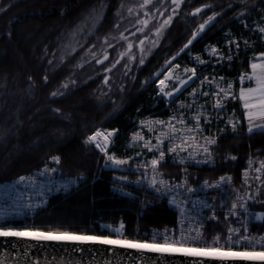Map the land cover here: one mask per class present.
Returning a JSON list of instances; mask_svg holds the SVG:
<instances>
[{"label":"trees","instance_id":"obj_1","mask_svg":"<svg viewBox=\"0 0 264 264\" xmlns=\"http://www.w3.org/2000/svg\"><path fill=\"white\" fill-rule=\"evenodd\" d=\"M197 8L200 12L194 11ZM213 13L214 19L188 44L193 31ZM146 14L171 20L149 56L130 59L124 49L131 41L137 52L135 42L145 36L136 15ZM84 15L95 17L93 30L72 43L73 51L63 52ZM259 22H264V0H179V7L172 0H0V182L39 169L56 155L61 174L77 177L80 185L67 195L50 197L49 207L33 217L37 229L105 235L94 227L96 220L121 216L125 236L141 240L150 227L173 224L175 212L162 201L148 204L149 193L138 188L132 197H124L111 185L113 171L143 173L138 161H146L148 154H117L131 160L101 168V154L84 138L97 127H117L125 133L136 114L153 108L154 82L162 66L189 62L190 53L220 43L227 32H242L246 41L221 69L227 75L249 71L250 60L264 52V34L252 28ZM147 37L155 38L153 33ZM104 52L107 58L99 65L94 58ZM227 106L238 112L235 100ZM217 130L211 165L184 166L165 159L156 171L192 184L229 173L238 185L249 160L264 163V129L249 133L240 117L235 129ZM250 206L264 210V199ZM223 227L222 217L208 220L207 241L221 235ZM250 229L264 232V219L253 218Z\"/></svg>","mask_w":264,"mask_h":264},{"label":"built area","instance_id":"obj_2","mask_svg":"<svg viewBox=\"0 0 264 264\" xmlns=\"http://www.w3.org/2000/svg\"><path fill=\"white\" fill-rule=\"evenodd\" d=\"M242 34L241 32L236 36L228 33L222 44L207 46L203 54H196L195 57L198 59L196 64L191 63L180 66L178 63H175L176 69L173 66L171 67V76L174 77L177 72V80L175 82L165 80L163 87L161 89L157 88V101L154 107L147 112L136 114L125 133H121L117 127L109 129L99 127L89 132L86 137L97 129L112 132L111 143L108 146L110 154L114 150L120 153L138 150L147 151L155 158H159L160 152L163 151L165 153L164 159L172 160L180 165L202 166L212 164V152L216 143L210 146V156L205 154L202 149L190 155L193 152L191 147L178 148L175 152H169L168 148L172 144L179 145L181 139L184 138H187L189 144H204L205 137L216 138L217 128L220 126L218 123L219 117L226 120L225 125L232 126L230 121L237 124L238 119L235 111L228 109L226 106V101L233 98H225L222 101L221 110L214 107L216 97L212 93L218 92L220 88H227L228 83L231 82V91L236 94L235 85H241L248 81L244 80L241 82L240 80L241 73L244 72L228 76L221 71V67L225 65L224 63L237 51L236 40H240L241 44L246 41L245 38L243 39ZM213 47L216 48V53L212 52ZM193 68L196 69L195 76L192 75L191 71H186V69ZM205 77H207V80H205ZM180 80H184L185 83L180 84ZM177 85H179L178 90L173 91V88ZM193 89L196 91L193 92ZM165 92H169L171 95H165ZM158 99H161V101H158ZM197 114L201 116L199 121L200 128L189 132L188 129L196 128L197 120L195 117ZM181 120L184 121L183 124L180 123ZM159 121H163L164 123H158ZM168 125L174 126L177 131L173 133L167 127ZM162 133H167V135H162ZM134 135H138L142 139L134 140ZM192 137H195L194 141ZM158 139L159 144L157 145ZM97 151L103 156L101 164L103 165L106 159L103 153L98 149ZM51 157L48 158L46 164L40 169L23 175L27 178L25 181L21 182L19 177H17L0 183V225L34 229V215L49 207L51 196H64L79 187L80 180L76 177L62 175L59 163L53 161ZM261 165L262 162L256 160L241 169L239 177L241 189H238V186L234 185L233 177L228 173L220 174L214 178H204L195 184L187 182L184 177L175 179L160 176L156 180V187L161 188L160 192H157L151 183L146 185L144 183L145 179L139 175L131 177L126 173L114 172L111 175L110 182L114 192L118 195L132 197L134 195L133 190L138 188L142 193H149L150 199L148 204L162 201L174 210L175 221L173 224L164 227H150L145 232L144 239L151 240L154 232L162 235L165 229H167V234L170 237L174 236L177 239L181 235V230L191 236L197 235V230H199L201 240L196 242V246L199 247L208 244L204 236L206 222L208 220L217 221L220 217L228 221L232 216L229 210L232 208L233 202L238 197H245L247 213L243 209L238 210V214L243 215L242 218L237 219L235 222H230L226 226L225 231L220 236V244L225 243L230 235L228 229L233 228L239 229V232L231 233L233 242L239 241L241 234L252 238L250 241L234 243L236 250H243L244 247L260 250L262 245L257 244V240L264 236V234L249 231L247 219L248 214H255L260 210L250 208L247 197L253 193L252 190H255L260 185L262 171L257 172L256 169L261 168ZM49 169L54 171H49ZM246 169L248 173L247 182H245ZM258 176L261 180L256 179ZM122 177H126V179H121ZM221 177H230L231 179L221 181ZM33 180L35 183L32 182ZM161 180L164 181L163 185L160 184ZM205 181L208 183L205 184ZM69 182L72 183L69 184ZM66 184L69 185L67 188L64 187ZM208 185H212V187ZM188 188H192L193 191L188 192ZM219 194H224V196L219 197ZM170 201H176V203H170ZM181 209H183V213ZM121 223L124 224L123 235L125 236V223L121 216H117L116 218H98L94 227L101 232L107 233V235L115 237L118 235L115 229ZM245 228L248 229L247 232L244 231ZM157 238L160 239L161 237L158 236Z\"/></svg>","mask_w":264,"mask_h":264},{"label":"snow or ice","instance_id":"obj_3","mask_svg":"<svg viewBox=\"0 0 264 264\" xmlns=\"http://www.w3.org/2000/svg\"><path fill=\"white\" fill-rule=\"evenodd\" d=\"M147 3L148 0H145ZM173 3L179 7V0H173ZM195 12H200V9L197 8L194 10ZM216 16V13H213L212 16H209L204 23L198 26L197 31H193L192 39H189L188 44L192 43V40L195 39L198 35V32H202L205 28V25L209 23V21L213 20ZM171 20V17L168 18V23ZM146 24L147 21H144ZM159 31V29L157 30ZM261 33H264V27L259 29ZM188 44L184 47L187 48ZM183 50V49H182ZM216 48H212V52L216 53ZM99 63V61H98ZM143 63V60H141ZM249 68L251 71L241 73L240 80L243 82L244 80H248L252 86L250 87H241L239 90V99L242 102V106L245 109V116L248 118L249 127L248 132L252 133L255 129L262 128L264 129V124L257 125L253 122L254 118L259 117L261 120H264V52H259L256 56L250 60ZM186 71H191L192 75H196V69H186ZM47 79V78H46ZM107 79V78H106ZM191 79V77H189ZM223 79V78H221ZM207 80V77H205ZM163 83V82H162ZM180 84H184V80H180ZM203 83V82H202ZM179 85L173 88V91H177ZM232 84L228 83L227 88H220L218 92L212 93L216 97V102L214 107L222 110V101L227 97H231L235 99V93L231 91ZM163 90V89H162ZM196 90L193 89V92ZM55 95V93H53ZM165 95H171L169 92H165ZM207 95V94H206ZM58 111V110H57ZM195 119L197 120L195 129H188L189 132L196 131L200 128V119L201 116L199 114L196 115ZM142 123H144L142 121ZM158 123L163 124V121H159ZM180 123H184L183 120ZM232 123L233 129L236 128V123L230 121ZM167 127L175 133L177 130L174 126L168 125ZM115 131V130H113ZM162 135H167V133H162ZM112 132L102 131L97 129L95 132L91 133L85 138V144H93L95 148H97L101 153H103L106 161H110L112 165H123L127 163L126 160L118 158L114 153L110 154L108 150V146L111 143ZM133 139H142L138 135H134ZM192 140H195V137H192ZM215 137H205L204 144H189L187 142V138L181 139L179 145L172 144L169 148V152H175L178 148H189L193 149V152L190 155L194 154L197 150L202 149L203 152L207 155H211L210 146L216 143ZM159 144V139L157 145ZM165 153L163 151L160 152L159 158H153L151 161V165L153 167V171L156 170L157 166L164 159ZM51 159L57 163L60 162L59 156H52ZM235 159V157H233ZM251 164V162H249ZM264 170V163H262L261 168H257V172H261ZM49 171H54L49 169ZM247 169L245 170V182H247ZM27 178L24 176H20L19 180L21 182L25 181ZM121 179H126V177H122ZM225 179H231L230 177H221L220 180L224 181ZM257 180H261L258 176ZM35 183V181H32ZM72 182H69V184ZM208 182L205 181V184ZM261 183L264 184V180H261ZM151 184L155 187L157 192L161 191L160 187H156L157 181L155 177L152 179ZM160 184L163 185L164 181L161 180ZM69 185H64L67 188ZM212 187V185H208ZM122 191V189H121ZM188 192H192V188L187 189ZM261 190L258 189L257 192ZM254 196H248L247 200L254 199ZM170 203H176V201H170ZM243 209L245 213H247L246 207V199L245 197H238L236 201L233 202L232 208L229 210L230 214L235 216L238 214V210ZM183 213V209H181ZM256 219H264V214H256ZM124 224L121 223L118 228L115 229V232L118 234L113 237L112 235H89V234H77L68 231H41L39 229H28V228H18L0 225V237H18V238H30L35 240H54V241H76L80 243L84 242H94L100 243L104 245H114V246H122L126 248L138 249L143 251H150L161 254H182L188 257H199L204 258L202 264H209V262H219V264H228L230 261H250V262H264V236H262L259 240H257V244H261L262 247L260 250L256 248L249 249L248 247H244L243 250H236L234 247V243H239L240 241H250L252 238L249 236H245L243 234L240 235L239 241L233 242L231 233L239 232V229L229 228V236L224 244H220L221 237L218 235L213 238L211 244H206L203 247L196 246V242L201 240V234L199 230H197V235L191 236L185 234L183 230H181V235L177 239L174 236L170 237L167 234V229L161 235L160 233L154 232L152 235V239H144V240H134L128 239L123 235ZM245 232L248 231L247 228L244 229ZM161 238L158 239L157 237Z\"/></svg>","mask_w":264,"mask_h":264},{"label":"water","instance_id":"obj_4","mask_svg":"<svg viewBox=\"0 0 264 264\" xmlns=\"http://www.w3.org/2000/svg\"><path fill=\"white\" fill-rule=\"evenodd\" d=\"M203 259L94 242L0 237V264H202ZM209 264H219V262H209ZM228 264H264V262L237 260Z\"/></svg>","mask_w":264,"mask_h":264},{"label":"rangeland","instance_id":"obj_5","mask_svg":"<svg viewBox=\"0 0 264 264\" xmlns=\"http://www.w3.org/2000/svg\"><path fill=\"white\" fill-rule=\"evenodd\" d=\"M147 3H150V0H148V2ZM144 11H145V9H144ZM137 17V19H140V17L142 16V15H136ZM94 16L92 15V18L91 17H89V15H84L83 16V20H82V22L79 24H77L76 26H75V28L73 29V32L71 33V35L67 38L68 39V44L65 46V47H63L62 48V51L63 52H67V51H71L72 49H73V45H72V43L73 44H75L76 43V41H82L83 40V37L85 36V34H86V32H91L93 29L92 28H94V26H90V24H92L93 25V22H92V20H94ZM161 19H163V18H161ZM141 20V19H140ZM159 20V19H158ZM166 21H168V19H166V20H164L163 19V21H159V25H158V29H159V31H154L153 32V34H154V36H155V38H156V36L159 34V32H162V30H163V28H164V25H166L167 23H165ZM139 24H140V21L138 22ZM259 25H260V27H256L257 29H260L261 27H264V22H259ZM261 34H264V33H261ZM158 38H159V36H158ZM158 38H156L157 39V41H158ZM77 39V40H76ZM155 39V40H156ZM75 40V41H74ZM155 40L153 41V42H150V38H142V40H138V42H139V44H140V46H141V50H139L140 52L142 51L143 53L141 54L142 56L143 55H145V52H150L151 50H153V48L156 46V44H155ZM137 42V41H136ZM135 42V45H136V47H137V43ZM146 47H149L146 51H145V49H146ZM148 50H150V51H148ZM73 51V50H72ZM97 57L98 56H96L95 58H94V60L95 59H97ZM189 60H190V62H192L193 64H196L197 63V61H198V59L195 57V56H189ZM177 61V60H176ZM173 66V68H175L176 69V67L172 64L171 65V67ZM108 68V67H107ZM170 68V67H169ZM181 68V67H180ZM109 69V68H108ZM99 72V74H101V75H103V77H106V75H104L105 73L103 72V70H101V71H98ZM178 75H177V72L175 73V77H177ZM219 119V121H218V123L220 124V126H225V122H226V120L224 119V118H221V117H219L218 118ZM136 153H139V152H136ZM144 154V153H143ZM145 155V154H144ZM214 156V155H213ZM129 158H131V156H126L125 158H120V159H124V160H126L127 162L129 161V160H131V159H129ZM153 158H155V157H153V156H151V155H149L148 156V158H146V161H145V159H139V161H138V164H139V166H141L142 167V169L144 170V171H142L143 173H137L141 178H143V179H145V184L147 185V184H150L151 183V181H152V179L155 177V179L157 180L162 174H159V172H157L156 170L155 171H153V167H152V165H151V161H152V159ZM141 169V170H142ZM258 189H260L261 190V188H257L256 189V191H255V193H257V195H255V197H256V199H257V201H253V203L256 205L258 202H261L263 199H264V190L261 192H257V190Z\"/></svg>","mask_w":264,"mask_h":264},{"label":"flooded vegetation","instance_id":"obj_6","mask_svg":"<svg viewBox=\"0 0 264 264\" xmlns=\"http://www.w3.org/2000/svg\"><path fill=\"white\" fill-rule=\"evenodd\" d=\"M170 16H164L163 14H156V15H149V14H146V15H142L141 17H140V19H139V21H140V23H141V29H140V32L142 33V34H144L145 36H144V38H150V42H153L154 40H155V38L154 37H147V34H149V33H153L154 31H157L158 30V25L160 24L159 23V21H163V19L164 20H166V19H168ZM161 18H163V19H161ZM159 19V20H158ZM144 21H147V23L145 24L144 23ZM169 23V22H168ZM167 23V24H168ZM165 26L166 25H164V28H165ZM164 28H163V30H162V32H159V34L156 36V38H158V36H159V38H158V41H157V39L155 40V44H156V46L153 48V50H148V51H150V52H145V55H143L144 57L146 56H149L156 48H157V43L159 42V40L161 39L160 38V35L162 34L163 35V32H164ZM139 30V28L138 29H136V31H138ZM137 43V50L139 51V50H141L142 48H141V46H140V44H139V42L137 41L136 42ZM129 46H127L125 49H124V51L125 52H127V53H130V59H133L134 57H137V56H140L143 52L141 51H139V53H138V51L137 52H135V51H132V46H133V43H131V41H130V43L128 44ZM149 47H146V49H145V51L148 49ZM107 53L106 52H104V53H102L100 56H98V58L96 59V62L98 63V61H99V65H101L102 63H103V61H105V59L107 58ZM141 57V56H140Z\"/></svg>","mask_w":264,"mask_h":264},{"label":"crops","instance_id":"obj_7","mask_svg":"<svg viewBox=\"0 0 264 264\" xmlns=\"http://www.w3.org/2000/svg\"><path fill=\"white\" fill-rule=\"evenodd\" d=\"M250 71H251V70H250ZM250 86H252V84H250V85L247 86V87H250ZM236 102H237V105H238L239 109L241 110V112H242V114H243V119L246 121V123H247V128H248V127H249L248 118L245 116V109L243 108V106H242V102H241L240 99H239V93H238L237 101H236ZM253 122L256 123L257 125L264 124V120H261L259 117L254 118ZM257 129H262V128H259V127H258ZM257 129H255V130H257Z\"/></svg>","mask_w":264,"mask_h":264},{"label":"bare ground","instance_id":"obj_8","mask_svg":"<svg viewBox=\"0 0 264 264\" xmlns=\"http://www.w3.org/2000/svg\"><path fill=\"white\" fill-rule=\"evenodd\" d=\"M170 77H171V71L167 72V73L164 75V77H162L160 80H158V82H157V87L161 89V88L163 87L164 83H165V80L170 79ZM162 82H163V83H162Z\"/></svg>","mask_w":264,"mask_h":264}]
</instances>
